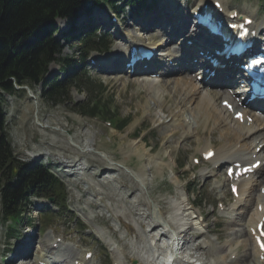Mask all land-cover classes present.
Here are the masks:
<instances>
[{"label":"rangeland","instance_id":"374dc122","mask_svg":"<svg viewBox=\"0 0 264 264\" xmlns=\"http://www.w3.org/2000/svg\"><path fill=\"white\" fill-rule=\"evenodd\" d=\"M224 1L229 9L236 8L239 11L247 12H250L251 7L258 5V20L264 22V0ZM161 2L162 0H159L158 5L162 6ZM189 2L192 4L194 0ZM86 8L90 13L85 12L82 18L90 14L92 16L99 14L100 9H91L90 3L86 4ZM104 8L106 9V7ZM128 12L127 9L124 10V20L120 24L119 36L127 42L139 39L149 40V36L144 33L145 31H141L139 26L152 13L141 15L139 12L140 16L132 14L133 20L131 21L128 19V16L130 17ZM152 28L150 26L151 30ZM56 29L58 32L55 38L58 40L60 57H72L76 48L79 47V42L74 41L70 44L64 42L60 35L67 29L65 22L57 21ZM113 31L104 30L103 32L110 33L108 35L111 45L108 53L117 56L121 54V47L125 42L114 38ZM110 54L107 56L110 57ZM90 55L91 57L96 56L94 53L88 56ZM55 64L51 66L53 69L51 74L55 75L54 78L61 79L60 68ZM48 69L50 71V68ZM88 76L93 82L102 83L105 87L103 98L109 101L111 107L119 113V117L130 118L129 124L122 131H115L100 122L75 113L74 106L84 102L87 98L84 92L75 89H71L66 96H63L61 103L57 105L44 96L41 85L28 86L34 99L29 97L30 93L26 90L0 93L5 114L6 133L15 156L23 161L39 156L37 163L48 165L65 185L66 204L70 212L63 211L65 216L61 220H51L52 228H56L59 236L64 233V240H73L80 254L85 251L93 252V264H113V262L114 264H146L142 251L147 248L144 243L147 242V239L143 235L148 233L143 232L142 229H146L148 225L149 202H157L159 210L167 219L166 216L169 215L173 204L182 203V200L184 202L186 197L193 206L192 208L186 207L182 203L181 216L184 215L183 218L185 220L188 218L190 221L189 218L192 215L200 213L204 218L203 223L206 224V227L201 229L197 224L193 226L192 230L187 229L190 224L182 228L188 243L186 247L188 250L190 247L197 250L196 254H199L198 256L206 264H212L217 253L225 254L226 257L227 250L231 243L236 241L235 234L239 230V222L235 221L247 203L244 199L242 200L241 205L245 204L242 209L236 211V216H219L214 212L213 201L218 196L212 193L211 189H213L214 180L222 181L219 170L214 172L213 178L207 179L209 183L205 188L200 186L201 181L205 178V172H201L200 166L195 168L191 166L189 155L195 149L193 138L182 137L183 130L180 128H176L179 133L176 130L174 132V128L171 129L177 123L179 126V121L180 125L183 123L182 116L178 121L172 119L171 122L169 121L171 118L169 112L161 111L163 107L174 110L177 106V111L180 114L184 112L187 118L191 119L192 131L198 130L200 126L193 104H186L187 97L183 98L181 91L175 90V86L172 84L175 78L167 77L171 85L160 91L159 94L146 82L149 80L143 82L142 78L129 77L128 79V77L121 76V78L118 75L106 76L96 73H88ZM167 80H158L157 82L167 85ZM156 93L162 97L161 99L167 97L166 100L164 99L163 107L155 104ZM181 96L182 98H180ZM34 103H36L37 109H34ZM25 106L26 109H24ZM163 121L165 125H162ZM37 122L42 127H39ZM53 127H60L61 131H54ZM210 127L209 124L210 132L208 131L209 135L206 134L204 140L212 141L213 149H217L222 145L223 131L220 126H217L218 131L211 133ZM62 130L66 133H63ZM66 134L72 138L71 143ZM195 134L197 135V133ZM92 143H94L96 151L106 153L114 165L92 152L81 153L71 145L79 147L90 145L89 147H92ZM135 144L148 150L150 158L136 155L130 148ZM27 153L30 157L26 155ZM55 164H57V170L61 171L55 170ZM123 168L136 172V174L140 171L139 169L144 168V189L128 176ZM63 170L72 175L63 174ZM187 189H189V193L186 192ZM229 200L228 195L222 199V201ZM33 203L30 208V222L16 228L21 237H24L22 240L7 241L6 227L8 223L3 224L0 218V264H7L15 250L24 245L26 238L30 237L32 233H37L34 228L39 230V238L33 237L35 242L42 243L44 241L47 234L43 233V228L46 223L40 221L38 213L45 204L49 205V202L33 199ZM195 204L199 206L194 207ZM185 215H189V217ZM182 222L176 223L182 224ZM31 244L34 247L32 251L38 252V255L41 256L42 253L36 249L35 243ZM247 255V246H245L238 252L239 264L247 263ZM245 259L247 260L245 261ZM32 263V259H26L8 264Z\"/></svg>","mask_w":264,"mask_h":264},{"label":"bare ground","instance_id":"6f19581e","mask_svg":"<svg viewBox=\"0 0 264 264\" xmlns=\"http://www.w3.org/2000/svg\"><path fill=\"white\" fill-rule=\"evenodd\" d=\"M201 1H204V0H197V2H201ZM215 1H217V0H215ZM222 2H223L222 8L225 10V13L226 14L229 13L227 10V4L224 1H222ZM171 7H173V6L171 5ZM169 10H171V9H169ZM225 13L221 16H225ZM231 14H233V13H231ZM247 14H248V12L243 10L242 12H237V17H239V15L240 16H247ZM179 15L180 14L178 12H176L177 17L174 16V21L172 20V24H171L172 28L178 23L177 19H178ZM155 16L159 17V14L155 15ZM156 17H152L149 20L150 25L157 24V20H156L157 18ZM183 23H185V20L182 21V24ZM182 24H180V26ZM144 27L145 26L141 27V29L143 30ZM181 27H182V29H184L185 26L182 25ZM182 29H178L177 32H180ZM165 32H166V30H165ZM159 42L160 41L158 39H156V40L153 39V40L149 41L148 43L147 42L143 43V45L148 46V47H150V46L153 47L155 45H158ZM182 50L185 51L184 49H182ZM177 53H169L168 56L165 57L164 60L171 59V58L172 59L177 58V60L175 62L177 63V66H178L179 65L178 63L180 60H179ZM125 55H127V52L125 53ZM173 71H177V70L170 69L168 72H166V74L171 73ZM122 77L123 78L128 77V75L126 74ZM162 77L163 76H160V79H158V80H160V81L166 80L165 78H162ZM158 80L157 79H151V80L146 81V82H148L150 87L155 89V91L160 94V91H162L163 89L169 88V85H171V83H169V80H167V85H166V83L160 84L157 82ZM172 84H174L176 91L177 90L181 91V93L183 94V98H184V96L187 97L186 98L187 99L186 104H188V103L194 104V109L197 112V122L199 125H201L207 129L209 124H210L211 125V127H210L211 133L218 131L217 126L221 127V130L223 131V134L221 133L222 134L221 135L222 145L217 148V151L215 152L214 157L211 159L213 161V164L218 163V161H220V160H228V161L235 160L237 162L239 161V162L247 165L251 162V157L253 155H255L257 159H259L261 154L264 153V120H262L259 116H251V118L253 120H252V123H250V124L247 123L246 118L244 119L243 123H239L238 121L233 120L231 114H229L225 109L220 107V103L222 101L227 100L226 99V98H228L227 95L223 92H217V91H214L211 89L210 90L205 89L203 82L197 83L196 81L192 80L189 77L187 69L182 70L180 76H178V78H176V80L174 82H172ZM123 86L125 87V85H123ZM157 93H156V98L158 100L157 104H159V102H160V104L163 105L165 103V100L167 97L164 98L165 100L161 99L162 97H160L159 94H157ZM161 94H162V92H161ZM164 97H165V94H164ZM180 98H182V96ZM183 101L186 102V100H184V99H183ZM183 106H185V104H183ZM168 109H165V110L167 112H169V114L171 115V118L169 121L172 122V119H177V121H178V119L181 117V114L179 113V111H177V106L175 107L174 110H168ZM170 109H173V108H170ZM193 110H192V112H193ZM162 112L164 113V109L162 110ZM196 112H194V113L196 114ZM194 113H192V114L194 115ZM177 124L175 125V127L173 125L171 128V129L174 128V132H175V130H176V132L178 131V129H176V128H180L181 130H183V133H187V136H188V134H189L188 131L189 130L192 131V128H191L192 123H190V124L187 123L186 125H184L182 123L180 125V121H179V126ZM162 125H165L164 121H163ZM168 128H169V126H168ZM213 128H214V130H213ZM195 130L196 129H194V131ZM194 131H192V132H194ZM178 133H179V131H178ZM178 133H177V135H178ZM195 133H198V131L196 130ZM69 141H71L70 137H69ZM259 146H262V147H261L259 153L256 154L255 148L259 147ZM130 148H132V151L136 155H138L139 157H147V159L150 158L148 150H145L144 147H139L135 144L134 146H130ZM206 148H207V146H206ZM206 148L204 149V151L201 152V154H203L209 150ZM80 151L81 152H88V151H84L83 147L80 148ZM97 154H99L105 160H107V158H108V156L104 153H97ZM125 170H124V172L126 174L128 173L127 174L128 176H131L132 178H134L136 180L137 184L141 188L144 189V180H143L144 168L139 169L140 171L137 172V174H136V172H133V171H132L133 172L132 173L128 169H125ZM257 176H259V179L261 180L260 182H258V180L256 179ZM252 185H255V187L258 186V187H261L262 189H264V167L263 166H260L258 171L255 172L253 175H251L247 180L241 181L238 184V187H239L238 188V194H239L238 199H240L241 196L244 195L245 193H248V191H249L248 188L251 187ZM250 193H251L250 196L253 195V197L250 200V207L246 208V211H247L246 212L247 213L246 219L248 220V222H247V225H245L246 224L245 220L243 222V219H241V218L236 221V223L239 222L238 227L240 228V230L238 231L239 232V235L237 236L238 238L236 237V239L243 240L245 243L249 244V246L251 248V252H252V255L249 256V258L251 260L250 264H259V261L257 259L258 258V251L254 245V242H252L249 235L242 228H245L246 226H247V228L248 227L252 228L258 222L260 217L264 216V196L260 194V190L257 191V193H256V190H254ZM184 199H186V200H184V202L182 200V203L187 202V198L185 197ZM174 203H177V202H174ZM182 203L178 202L177 204H173L172 213L170 215H168L167 219H165L163 217L161 211L159 210V208L156 204H154L155 207H152V206L148 207V217H147V219H148L147 224L148 225L146 226V230L142 229L143 232L148 230V232H147L148 234L143 235L147 239V242H144V243H146L147 249L146 250L143 249V251H142V256H143L146 264H168L169 260L173 256V254L176 258H178V259L180 258L181 260H183V262H185V264H206L198 256L199 254L196 255L192 249H189L190 251L192 250V252H190L187 247H186L187 249L185 248L186 238H185V235L183 234V232L181 230V226L183 227L184 224L186 225L187 222H189L190 226L197 224L200 227L201 223H196L192 218L190 219V221H186L184 218H182V216L179 217L180 216L179 211L182 209L181 208ZM258 204L262 206V211L260 213L257 211ZM146 210H147V207H146ZM144 212H146V211H144ZM242 213H243V211H242ZM185 216H188V215H185ZM183 217H184V215H183ZM147 219H146V221H147ZM181 221H183L185 223H182V224L176 223V222H181ZM196 221L198 222V219H196ZM174 223L176 225H172ZM151 226H154V227H151ZM241 230H242V232H240ZM161 231H164L167 234L162 235ZM178 248H181L182 251L181 250H179V252L176 251V249H178ZM62 251H63V248L61 246H58V249L55 251V256L52 258L53 263L55 262L58 264H70V262L75 260V254L74 255H66V253H62ZM174 251H176V253ZM196 253H197V251H196ZM157 255H158V258H156ZM80 262H83L84 264H89V262L84 261L83 256L81 257ZM239 263H240V261L237 259V257L233 262L229 263L228 261H226L225 254H220V253L216 254V256L214 257V261L212 262V264H239ZM246 264H248V261Z\"/></svg>","mask_w":264,"mask_h":264},{"label":"trees","instance_id":"16d2710c","mask_svg":"<svg viewBox=\"0 0 264 264\" xmlns=\"http://www.w3.org/2000/svg\"><path fill=\"white\" fill-rule=\"evenodd\" d=\"M84 0H0V88L11 89L14 79L18 85L32 84L46 72L50 62L55 60L57 50L51 39L53 21L56 18L73 21L84 8ZM107 2L109 0H100ZM116 0H111L114 3ZM124 4L137 7L143 0H122ZM35 32L36 43L28 42ZM85 45L95 44L89 37ZM100 88V87H99ZM51 85L50 97L61 96L67 89ZM97 93L95 88L90 89ZM91 92V93H92ZM100 93L96 94L95 98ZM86 115L101 114L112 117L99 99H91L80 107ZM85 112V111H82ZM127 119H117L115 126L122 129ZM62 185L46 170L19 163L12 156L3 127V115L0 108V198L3 219L13 222L24 210L28 196L60 197ZM13 232L12 229L9 233Z\"/></svg>","mask_w":264,"mask_h":264}]
</instances>
